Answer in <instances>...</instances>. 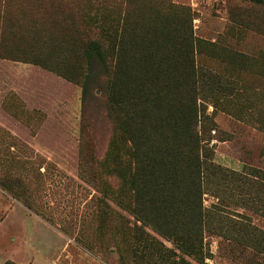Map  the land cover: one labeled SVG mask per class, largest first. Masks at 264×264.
I'll return each instance as SVG.
<instances>
[{"label":"rangeland","instance_id":"374dc122","mask_svg":"<svg viewBox=\"0 0 264 264\" xmlns=\"http://www.w3.org/2000/svg\"><path fill=\"white\" fill-rule=\"evenodd\" d=\"M118 4L122 18L133 15L128 25L157 12L191 14L197 67L222 88L207 104L218 127L214 161L264 169V69L249 63L264 52V11L251 0H0V264H264L252 247L213 233L201 262L143 229L126 197H112L124 184L105 165L114 135L105 71L97 65L86 87L68 80L59 46L76 40L66 23L81 31V15ZM13 44L29 58L4 49ZM216 203L205 196L207 208ZM229 207L264 230L263 217ZM36 232L50 251L38 255ZM63 239L66 252L52 260Z\"/></svg>","mask_w":264,"mask_h":264},{"label":"trees","instance_id":"16d2710c","mask_svg":"<svg viewBox=\"0 0 264 264\" xmlns=\"http://www.w3.org/2000/svg\"><path fill=\"white\" fill-rule=\"evenodd\" d=\"M251 1L264 11V0ZM116 7H102L91 18L81 15L82 32L69 27L74 21L66 23L63 28L75 32L76 40L59 46L68 80L86 87L97 65L105 71L114 127L105 165L124 184L112 197H126L143 229L151 227L201 262L211 256L207 233L264 255V230L229 207L264 218V169L230 171L214 161L212 133L218 127L207 104L222 88L217 76L197 67L191 14L157 12L128 25L133 15L122 18L121 5ZM16 47L4 49L29 58V48ZM249 63L264 69V52ZM259 128L264 131V117ZM206 195L218 203L207 208Z\"/></svg>","mask_w":264,"mask_h":264},{"label":"crops","instance_id":"0c3cea01","mask_svg":"<svg viewBox=\"0 0 264 264\" xmlns=\"http://www.w3.org/2000/svg\"><path fill=\"white\" fill-rule=\"evenodd\" d=\"M36 236H34V237H36V238H39L40 239V241L37 243V248H38V255H40V254H44L45 252H46V250L47 249H44L43 248V246H42V238L40 237L42 234L41 233H39V232H36ZM61 236V235H60ZM63 238V237H62ZM67 245H66V243H65V240L63 239V243L61 244V246L60 247H56V249H51L52 250V252H51V256H50V258L52 259L54 256H62L61 254H63L64 252H66V250H67ZM48 251H50V250H47V252ZM39 257V256H38ZM53 260V259H52ZM43 261H45L44 259H43ZM43 264H45V263H43ZM47 264H52L51 262H50V260H48V262H47Z\"/></svg>","mask_w":264,"mask_h":264}]
</instances>
